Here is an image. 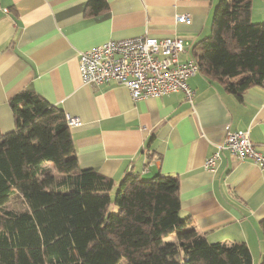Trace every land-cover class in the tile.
I'll return each mask as SVG.
<instances>
[{
    "label": "crops",
    "instance_id": "0c3cea01",
    "mask_svg": "<svg viewBox=\"0 0 264 264\" xmlns=\"http://www.w3.org/2000/svg\"><path fill=\"white\" fill-rule=\"evenodd\" d=\"M86 3L0 0V131L15 128L10 99L32 90L80 118L70 130L81 168L113 178L115 187L131 170L179 176L181 214L210 241H245L262 259L264 167L220 145L227 128L244 130L264 153V87L252 86L239 99L199 71L188 79L192 103L183 91L134 99L113 81L85 84L79 69L82 51L142 34L184 38L185 60L210 34L219 0H108L95 15H86ZM181 13L191 21H177ZM251 18L264 21V0H252ZM217 150L220 160L210 170L205 161Z\"/></svg>",
    "mask_w": 264,
    "mask_h": 264
},
{
    "label": "trees",
    "instance_id": "16d2710c",
    "mask_svg": "<svg viewBox=\"0 0 264 264\" xmlns=\"http://www.w3.org/2000/svg\"><path fill=\"white\" fill-rule=\"evenodd\" d=\"M108 5L87 0L85 13ZM251 15L252 0H219L210 34L192 47L199 71L239 99L264 87V21ZM10 105L15 128L0 131V264H253L247 242L210 241L181 214L177 175L127 172L110 211L116 181L80 167L64 110L27 89ZM15 196L23 210L6 208ZM259 226L264 238V219Z\"/></svg>",
    "mask_w": 264,
    "mask_h": 264
},
{
    "label": "built area",
    "instance_id": "2783aa9c",
    "mask_svg": "<svg viewBox=\"0 0 264 264\" xmlns=\"http://www.w3.org/2000/svg\"><path fill=\"white\" fill-rule=\"evenodd\" d=\"M176 20L189 23L190 14H177ZM186 45L182 37H156L149 34L108 40L80 53L81 77L87 85L109 81L125 85L134 99L161 97L183 91L187 101L192 103L195 90L188 79L199 72V65L192 56L180 59ZM66 121L69 126L81 122L79 117L69 114H66ZM220 149L228 150L239 160L251 158L264 167V153L255 147L248 131L227 128ZM219 160L220 150H217L207 157L205 167L213 170Z\"/></svg>",
    "mask_w": 264,
    "mask_h": 264
},
{
    "label": "rangeland",
    "instance_id": "374dc122",
    "mask_svg": "<svg viewBox=\"0 0 264 264\" xmlns=\"http://www.w3.org/2000/svg\"><path fill=\"white\" fill-rule=\"evenodd\" d=\"M55 173H56V171H55ZM141 176L143 178H148V177L143 176L142 174H141ZM115 192H116V187L111 192L110 211H116L118 209V206L116 205V203L114 201ZM6 208H11V209H15V210H23L24 209V204L22 202V198L20 196H15L12 200H10L6 204ZM253 251H254V254H255L254 257H253V264H260V262H261L262 259L259 260V257H258V254H257L258 247H253ZM117 264H127V258L126 257H122L118 261Z\"/></svg>",
    "mask_w": 264,
    "mask_h": 264
}]
</instances>
